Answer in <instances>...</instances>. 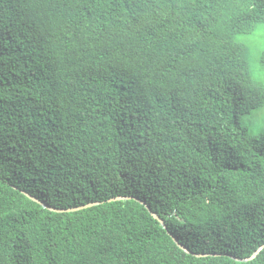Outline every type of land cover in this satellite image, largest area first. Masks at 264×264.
<instances>
[{
  "label": "trees",
  "instance_id": "trees-1",
  "mask_svg": "<svg viewBox=\"0 0 264 264\" xmlns=\"http://www.w3.org/2000/svg\"><path fill=\"white\" fill-rule=\"evenodd\" d=\"M263 22L264 0H0V264H264L238 40Z\"/></svg>",
  "mask_w": 264,
  "mask_h": 264
},
{
  "label": "rangeland",
  "instance_id": "rangeland-1",
  "mask_svg": "<svg viewBox=\"0 0 264 264\" xmlns=\"http://www.w3.org/2000/svg\"><path fill=\"white\" fill-rule=\"evenodd\" d=\"M238 40L246 43L250 48V67L254 75L264 81V67L261 63V52L264 49V22L256 25L249 34L238 36ZM243 125L247 126L251 133L259 134L264 131V102L259 107L241 117Z\"/></svg>",
  "mask_w": 264,
  "mask_h": 264
},
{
  "label": "water",
  "instance_id": "water-1",
  "mask_svg": "<svg viewBox=\"0 0 264 264\" xmlns=\"http://www.w3.org/2000/svg\"><path fill=\"white\" fill-rule=\"evenodd\" d=\"M31 196V195H30ZM33 199H35V200H37V201H39L37 198H35V197H33V196H31ZM123 197L122 196H119V197H115L114 199H122ZM40 203H43V202H41V201H39ZM143 203H144V201H143ZM43 205L44 206H46V204H44L43 203ZM147 206V208L149 209V211L152 213V215L156 218V219H158L163 225H164V227H166V224H165V222L163 221V219H161L160 217H159V215L156 213V212H153L152 210H151V208H150V206L149 205H146ZM51 209H54V208H51ZM55 210V209H54ZM175 240L178 242V240H177V238H175ZM184 250H186V251H188L189 252V250L186 248V247H184L182 244H179ZM264 248V245H262L252 256H250V257H247V258H244L245 260H249V259H251V258H253V257H255L259 252H260V250H262Z\"/></svg>",
  "mask_w": 264,
  "mask_h": 264
}]
</instances>
